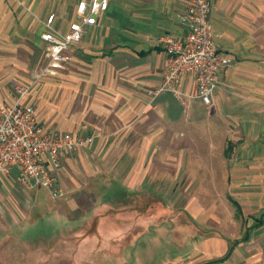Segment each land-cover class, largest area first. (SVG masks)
I'll return each mask as SVG.
<instances>
[{
	"label": "crops",
	"instance_id": "0c3cea01",
	"mask_svg": "<svg viewBox=\"0 0 264 264\" xmlns=\"http://www.w3.org/2000/svg\"><path fill=\"white\" fill-rule=\"evenodd\" d=\"M79 1L25 0L21 6L0 0V107L12 102L11 89L23 84L18 78L34 58L41 54L42 68L47 65L42 21L54 12V26L66 30ZM185 9V0H110L73 47L72 61L51 73L71 78L61 89L71 94L73 112L58 126L37 112L40 123L97 137L66 158L63 201L46 205L41 198L26 206L16 171L0 177V264H18L19 257L27 264L34 247L26 232L37 213L50 212H58L68 230L41 248L44 256L61 258L49 264H66L69 255L78 261L104 242L110 249L119 243L123 252L143 241L155 248L151 264H264V0L212 2L215 43L233 59L218 74L212 105L194 97L190 76L181 98L150 93L170 64L159 37L186 35L179 18ZM32 48L39 56L33 58ZM207 194L220 200L212 214ZM154 205L183 208L189 216H169L167 233H145L147 218L163 229Z\"/></svg>",
	"mask_w": 264,
	"mask_h": 264
},
{
	"label": "built area",
	"instance_id": "2783aa9c",
	"mask_svg": "<svg viewBox=\"0 0 264 264\" xmlns=\"http://www.w3.org/2000/svg\"><path fill=\"white\" fill-rule=\"evenodd\" d=\"M5 1L25 6V0ZM185 1L186 9L179 18L188 31L182 38L170 32L160 35L159 43L169 55L170 64L162 84L150 93L157 96L169 91L181 98L184 80L190 76L195 83L194 97L212 105L219 86L218 74L233 59L215 43L210 19L213 0ZM109 5L110 0H80L75 18L63 31L54 26L55 14L42 21L45 30L41 39L45 42L48 62L41 75L53 73L56 67L72 61L73 47L82 41L86 28L94 26ZM31 89L32 86L14 83L12 102L0 107V177L16 171L22 188L43 187L54 199L61 198L64 190L60 173L66 158L90 147L97 135L44 127L35 105L26 101Z\"/></svg>",
	"mask_w": 264,
	"mask_h": 264
},
{
	"label": "rangeland",
	"instance_id": "374dc122",
	"mask_svg": "<svg viewBox=\"0 0 264 264\" xmlns=\"http://www.w3.org/2000/svg\"><path fill=\"white\" fill-rule=\"evenodd\" d=\"M51 14H54V12ZM32 49H33L32 52L33 58L36 57V53L39 56L40 52L39 51L37 52L35 48ZM23 55L29 57L30 54L26 52ZM40 59H41V54L39 57H37V61L35 60V58L33 59V64L31 68L22 70V74L19 76L18 79L23 84L21 83L19 84L25 86H32V89L28 94L27 102L35 105L40 119L42 121H46L48 124L58 126L59 121L71 119L70 116L72 115L73 112V101L71 100V94L65 95L64 94L65 91H62L61 89L62 88L61 84H63V81L64 83L67 82L71 83V78H69L68 80L62 77L64 79L62 80L61 77L57 75L53 76V74L51 73H45L46 75L45 74L41 75L44 69L42 68ZM68 73H70V71ZM63 114H66V116H64ZM62 171L60 173V180H61L62 188L64 190L63 197L54 199L50 195L49 191L43 187H39L35 189H25L22 188L18 183L17 187L20 190V195L23 204L26 206H32V205L34 206L35 202L41 198L44 200V203L46 205H49L48 202L58 203L60 201L65 200L66 184L63 182V178L61 179ZM76 179H78V177H76ZM183 179L185 178L183 177L180 178V180ZM91 181L92 182H90L91 183L90 185H95L97 183V179L95 178H92ZM84 182L86 181H83V183ZM207 195H208V202H211L213 203L212 205H214L210 210V213L212 214L213 212L217 211L216 206L218 204L216 202L220 200H218L215 197V194H207ZM89 198L90 197L88 196H82L81 199L88 203L90 201ZM226 203L228 209L232 211L233 206L231 205V203L227 202V200ZM87 206H89V204ZM85 209H82V211H87L88 208ZM156 211L157 213H155V215L157 216L160 215L163 217L162 219V221L164 222V224L162 225L163 229L157 231V227H155L154 225L156 224L157 220L155 218L152 219L147 218L144 220L145 233H156V232H159L160 234L167 233L170 224H172L171 221H174L169 216L171 217H175L177 215L189 216V214L186 212L185 209L177 208L176 206H171V207L166 206L165 208H160ZM37 215L39 220L35 223V225H33L31 228L28 229L25 235V239H27V241H29L32 244L34 249L32 251L28 250V257L26 258V260H24V262H26L27 264H49L47 263L48 260L51 259L52 261H56L61 258H56L55 256H51V257L44 256V253L42 252L41 248L47 247V244H53L54 242L56 243L58 241L56 236H59L62 233L63 234L67 233L68 226H65L62 220H60L62 216L58 212H50L44 217L38 213ZM146 216L148 217L149 214H146ZM79 226L83 227L84 224L81 225L80 223H77V227ZM151 243L152 242L150 241H143V243H141V245L143 246L140 245L136 246L137 245L136 244L135 246H132L131 248H128L123 252H121L120 249L117 248V245L119 243L112 242V249H110L109 244H111V242L108 243L104 242L105 244L104 247L99 248L94 252H91L89 255H83L86 252L82 253L81 257H78V261L76 256L69 255L68 258L69 260L66 261V264H151L150 255L154 253V249H155V248L151 249V247L148 246L151 245ZM155 252L158 254V251L155 250ZM64 254L65 253L62 252V255ZM21 258L23 257L18 258L19 261L18 264H23L20 262Z\"/></svg>",
	"mask_w": 264,
	"mask_h": 264
},
{
	"label": "trees",
	"instance_id": "16d2710c",
	"mask_svg": "<svg viewBox=\"0 0 264 264\" xmlns=\"http://www.w3.org/2000/svg\"><path fill=\"white\" fill-rule=\"evenodd\" d=\"M154 206H156V207L153 208V211H155L154 213H157L156 210L160 209V206H159V208H157L158 207L157 205H154ZM143 211H144V213H147L148 214L149 211H151V210H148V208L147 209L145 208Z\"/></svg>",
	"mask_w": 264,
	"mask_h": 264
}]
</instances>
